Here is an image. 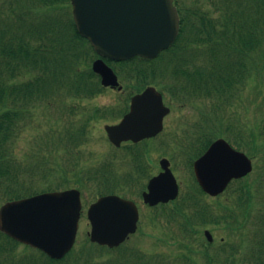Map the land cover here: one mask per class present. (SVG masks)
<instances>
[{"label":"trees","instance_id":"trees-1","mask_svg":"<svg viewBox=\"0 0 264 264\" xmlns=\"http://www.w3.org/2000/svg\"><path fill=\"white\" fill-rule=\"evenodd\" d=\"M209 1L214 6L211 11L179 4V9L204 10L202 15L200 11H195L192 13L194 19L184 20L175 45L158 59L135 58L116 64L109 61L123 75L128 87L141 90L147 84L156 82L163 89V84L158 83V76L165 79L169 75L179 77L183 74L189 79H196L200 71L196 68L190 73L185 54L190 47L195 52L202 43L210 61V65L204 67L201 73L204 96H217L219 109L230 99L232 106L242 85H247L252 77L255 57L259 55L264 61V0ZM69 4L70 0H6L5 9H0V193L4 194L5 200L20 199L23 198L22 194L36 191L34 182L22 177L14 150L34 110L73 99L71 109L73 113L76 112L75 118L77 110L82 114L79 119L73 120L74 132L70 134L71 140L65 149H71L73 145L79 147L82 141L85 142L86 127L102 117L100 109L86 111L87 108L82 106V101L99 95L102 88L90 68L95 57L94 50L78 34L72 18L68 16ZM219 11L220 14L216 16ZM187 38H193V42L188 43ZM165 57H170L169 61ZM81 119L83 121H79ZM229 129L231 141L243 149L256 144L255 138L246 141L245 135L255 137L262 134L259 125L248 129L242 124L233 125L232 120ZM219 132H222L221 129ZM117 164L118 161L108 163V166L106 164L104 171L95 169L89 181L99 182L100 179L95 177L101 178L108 171L105 178L115 186ZM77 178V184L84 186L83 179L80 176ZM64 180L69 181L67 177ZM252 186L243 184L238 189L242 206L245 205L244 194L247 193L248 198L252 199ZM261 216L264 217V212ZM262 239L264 233L261 238L263 243L260 242L253 250L252 264H264ZM18 246L0 232V264L95 262L94 256L82 258V254L72 259L70 255L62 261H54L40 252L26 253L17 260L14 253ZM220 252L223 253L222 250ZM236 253L237 250H231L232 263L238 255Z\"/></svg>","mask_w":264,"mask_h":264},{"label":"water","instance_id":"water-1","mask_svg":"<svg viewBox=\"0 0 264 264\" xmlns=\"http://www.w3.org/2000/svg\"><path fill=\"white\" fill-rule=\"evenodd\" d=\"M72 5L79 33L99 55L112 60L155 58L175 42L179 32L173 0H72ZM93 69L104 86L119 85L104 60H97ZM168 113L161 95L151 88L134 98L131 112L119 125L106 129L116 145L125 140L138 142L161 132ZM162 165L166 172L152 180L150 193L146 194V201L153 205L174 200L178 194L168 161L163 160ZM252 169L248 157L224 140L217 141L195 163L200 184L212 195L222 193L233 179L248 175ZM81 209L77 190L11 202L0 210V230L41 249L52 259H62L75 244ZM89 219L92 241L114 247L136 231L138 210L130 201L109 196L91 206Z\"/></svg>","mask_w":264,"mask_h":264},{"label":"rangeland","instance_id":"rangeland-1","mask_svg":"<svg viewBox=\"0 0 264 264\" xmlns=\"http://www.w3.org/2000/svg\"><path fill=\"white\" fill-rule=\"evenodd\" d=\"M5 2L6 0H0V9H5ZM179 2L181 5H186L189 8L198 6V8L202 7L206 9V11L214 9V6L210 4L209 0H179ZM219 14L220 12H217L215 15L218 16ZM256 58L258 62L260 61V65L264 66V61H261L260 56L257 55ZM255 79V82H250L243 88L239 100L235 101L236 105L233 106L231 112L229 111L227 113V117L233 114V116L238 119L239 124L253 129L261 122H263L261 124L264 126V74L260 75V79L259 77H255ZM258 82H260L261 85ZM129 96V93L125 95L126 98ZM117 98L118 93L108 90L93 99L82 101V104L88 108L99 106L105 108L116 105L118 101ZM187 102L189 106L187 105L188 107L184 109L177 105V102L175 104L167 102L173 110L165 124L166 128L163 134L167 137L175 134H186L183 129L185 127L183 117L186 114H189L190 117L195 120V117L198 119L201 110H203V118L205 112L210 111V109L206 107L208 104L203 105L202 103H197L195 100ZM58 103L59 102L49 106L44 105L38 108L33 113L32 117L28 119L27 127L24 128L15 144V156L22 170V177L34 182L36 191L43 192L48 189L65 190L74 186H80L76 182V179H78L77 176H80L86 182H90L89 179L94 174L93 171L95 169L104 171L106 170V164L108 166V163L116 161L117 159H125V162L127 161L121 168V175L124 176L127 172L133 171L130 161L133 154H128L129 158L128 155H125L127 149H116L109 141L105 131V125L116 121L117 115H109V117H107L108 119H106L107 121L100 120L93 124L91 123L89 125L90 136L88 143L79 147L73 145L71 149H65L67 148L65 140L67 126L69 122L75 118L74 113H70L68 109L69 106L74 104V101L73 99H69L64 104ZM189 103H192V105ZM61 107L65 109L64 113L67 116H59L57 111H59ZM172 142H176V140L170 141V147L166 151L163 147H160V143H153L151 145L153 148L149 157L151 159L150 164H152L153 174L158 171V161L161 157L164 155L168 158L174 157L176 149ZM140 146L142 149L144 145ZM258 147L257 151L254 153V158L252 157L254 170L247 177V182L249 183H254L262 174L264 176V143L260 141ZM175 158V160L172 159V168L178 180L182 183L181 189L184 190L183 188L185 187L186 191L189 190V192H191L192 189H190V187L195 184V180L193 179L191 170L185 166V163L181 165V161L187 162V156H176ZM107 175L108 171H106L101 178L95 177L100 179L99 182L94 181L97 185L94 182H90L88 187H84L83 185L81 187L85 200L83 202V213L80 220V233L77 238L78 244L79 242L80 244L74 253V256H76L83 250H85V252L92 250L95 256L98 257L95 259L98 264H105V262L110 258H114L117 254L116 252L107 254L104 249L101 250L91 245L88 236L91 226L87 218V211L89 206L96 200L97 194L119 192V187L111 185V181L105 178ZM65 177H67L69 181L65 182ZM140 178L143 184H139L137 188H132L129 191L125 190V192H121L122 196L130 197L139 202V193L148 181L147 177L144 178L142 176ZM237 187H239V184L233 186V188ZM121 189L123 188H120V190ZM27 194H32V192ZM261 194L264 198V193L261 192ZM230 196L231 191L218 199L204 197L202 198V202L211 209L215 208L217 213H219L223 211L222 205L229 203ZM4 198V194L0 193V208L5 202ZM185 198L186 194L184 195V199ZM257 201L260 200H255V205ZM178 204L182 205V202L180 201ZM177 206L178 205L173 204L168 207L175 209ZM160 210L161 209L152 211L147 209L143 211L142 214L144 219H146L147 216L152 217L155 214L158 215ZM237 213L240 220L234 223V227L222 223L219 225H211V228H209L213 233L215 239L214 243L216 244L213 250H211V256L213 258L212 264H248V261L246 262L244 259H251L252 254L249 250L240 249L245 236L244 230L242 231L240 226L243 223V211L237 210ZM184 222V219L179 218L178 222L173 224H169L167 220L143 224L137 233L129 239L124 249L140 250V253L144 254V259L140 262L141 264H211L207 256L202 252L204 250L203 243L205 242V227L196 226V232L190 230H188L187 233L185 232V235L188 236L189 239L183 238L184 233L181 231V225L183 226ZM257 225V218L250 221L249 226L253 227L250 234H254L255 229L259 228ZM165 234L168 235V237H166ZM234 245L240 250L238 252L240 254L235 256V261L232 263L231 250L234 248ZM25 250L26 249L22 246L18 247L15 253L17 255L16 257L20 259L26 251L29 253L31 252ZM220 250H222L223 253H221ZM250 262L252 263V260H250Z\"/></svg>","mask_w":264,"mask_h":264},{"label":"flooded vegetation","instance_id":"flooded-vegetation-1","mask_svg":"<svg viewBox=\"0 0 264 264\" xmlns=\"http://www.w3.org/2000/svg\"><path fill=\"white\" fill-rule=\"evenodd\" d=\"M173 95H174V94H173ZM183 136H184V135L178 136V138L183 139ZM196 136H197V135H196ZM157 137H158V136H157ZM163 137L166 138L167 136H164V135H163ZM184 137H186V138H187V137L191 138V137H193V135H185Z\"/></svg>","mask_w":264,"mask_h":264}]
</instances>
